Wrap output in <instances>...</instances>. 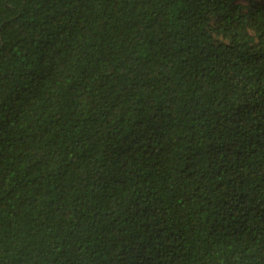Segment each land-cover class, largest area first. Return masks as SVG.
Wrapping results in <instances>:
<instances>
[{
  "label": "trees",
  "instance_id": "obj_1",
  "mask_svg": "<svg viewBox=\"0 0 264 264\" xmlns=\"http://www.w3.org/2000/svg\"><path fill=\"white\" fill-rule=\"evenodd\" d=\"M0 264H264V0H0Z\"/></svg>",
  "mask_w": 264,
  "mask_h": 264
}]
</instances>
